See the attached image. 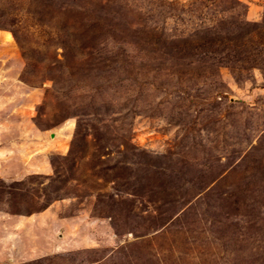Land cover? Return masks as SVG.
<instances>
[{
	"label": "rangeland",
	"instance_id": "1",
	"mask_svg": "<svg viewBox=\"0 0 264 264\" xmlns=\"http://www.w3.org/2000/svg\"><path fill=\"white\" fill-rule=\"evenodd\" d=\"M0 264H264V0H0Z\"/></svg>",
	"mask_w": 264,
	"mask_h": 264
},
{
	"label": "bare ground",
	"instance_id": "2",
	"mask_svg": "<svg viewBox=\"0 0 264 264\" xmlns=\"http://www.w3.org/2000/svg\"><path fill=\"white\" fill-rule=\"evenodd\" d=\"M7 37H8L10 40L13 39V36L11 35V33H8ZM68 129H69V128H68ZM70 129H71V127H70Z\"/></svg>",
	"mask_w": 264,
	"mask_h": 264
},
{
	"label": "water",
	"instance_id": "3",
	"mask_svg": "<svg viewBox=\"0 0 264 264\" xmlns=\"http://www.w3.org/2000/svg\"><path fill=\"white\" fill-rule=\"evenodd\" d=\"M53 135L55 136V133Z\"/></svg>",
	"mask_w": 264,
	"mask_h": 264
}]
</instances>
